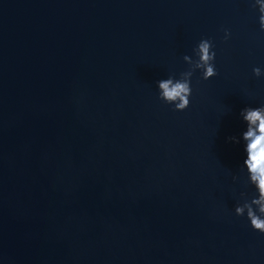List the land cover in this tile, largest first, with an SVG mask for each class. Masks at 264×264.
Returning <instances> with one entry per match:
<instances>
[{
	"label": "water",
	"instance_id": "water-1",
	"mask_svg": "<svg viewBox=\"0 0 264 264\" xmlns=\"http://www.w3.org/2000/svg\"><path fill=\"white\" fill-rule=\"evenodd\" d=\"M254 5L0 0V264H264L235 213L258 196L241 170L240 113L264 106ZM202 39L218 75L197 69L175 111L157 82Z\"/></svg>",
	"mask_w": 264,
	"mask_h": 264
},
{
	"label": "clouds",
	"instance_id": "clouds-1",
	"mask_svg": "<svg viewBox=\"0 0 264 264\" xmlns=\"http://www.w3.org/2000/svg\"><path fill=\"white\" fill-rule=\"evenodd\" d=\"M254 6L259 8L261 13L259 16L260 28L264 30V0H255ZM230 36L231 32L225 30V40L229 39ZM213 47V42L210 39H202L194 50L199 59L193 60L188 55L183 57L191 67L188 71L180 74V79L170 76L157 82L160 99L174 105L175 111H185L190 107L191 79L197 69L201 70L204 80H209L218 75L214 63L216 53L213 51ZM253 72L257 77L264 75L259 67L254 68ZM240 115L247 125L246 130L242 133L246 159L241 170L246 168L248 179L245 183L253 185L258 196H253L249 200L246 193H241L243 203L236 205L235 213L241 217L246 213L251 227L264 234V106L246 107ZM228 139L231 142H240V139L235 136ZM233 179L238 180L239 177L234 176Z\"/></svg>",
	"mask_w": 264,
	"mask_h": 264
}]
</instances>
